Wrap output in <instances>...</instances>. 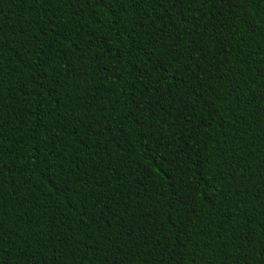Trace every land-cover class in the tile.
Wrapping results in <instances>:
<instances>
[{
  "label": "trees",
  "instance_id": "1",
  "mask_svg": "<svg viewBox=\"0 0 264 264\" xmlns=\"http://www.w3.org/2000/svg\"><path fill=\"white\" fill-rule=\"evenodd\" d=\"M264 0H0V264H264Z\"/></svg>",
  "mask_w": 264,
  "mask_h": 264
},
{
  "label": "snow or ice",
  "instance_id": "2",
  "mask_svg": "<svg viewBox=\"0 0 264 264\" xmlns=\"http://www.w3.org/2000/svg\"><path fill=\"white\" fill-rule=\"evenodd\" d=\"M262 258H264V257H262Z\"/></svg>",
  "mask_w": 264,
  "mask_h": 264
}]
</instances>
